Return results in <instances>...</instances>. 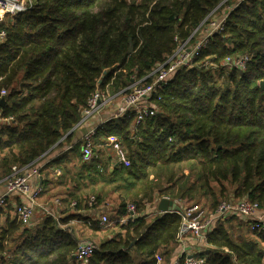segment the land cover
<instances>
[{
    "label": "trees",
    "instance_id": "trees-1",
    "mask_svg": "<svg viewBox=\"0 0 264 264\" xmlns=\"http://www.w3.org/2000/svg\"><path fill=\"white\" fill-rule=\"evenodd\" d=\"M32 1L28 11L5 15L0 22L5 32L0 41V91H6L2 117L11 118L0 124V181L13 166L27 165L70 140L96 91L119 92L138 79L149 83L148 75L223 0ZM245 54L249 60L242 70L222 65ZM216 73L224 74L222 85L213 79ZM151 100L156 115L136 124L134 114L126 113L96 129L94 145L97 139L119 138L129 151V165H114L105 174L94 157L78 165L75 177L59 165L60 175H54L56 169L45 172L39 196L53 198L47 190L56 186L68 190L55 207L59 218L42 214L38 224H22L6 198L0 206V264H82L75 257L81 241L72 221L112 233L87 264H155L158 252L170 260L181 217L177 212L149 215L163 196L185 208L186 202L209 195L215 210L214 186L223 197L227 184L233 198H245L264 211V0L234 6L194 64L177 70ZM181 165L187 169L174 171ZM94 185L99 187L92 189L93 208L106 207L105 188L118 194L111 221L125 215L126 195L136 188L152 202L147 211H138L133 201L138 216L102 228L86 213L90 196L84 193ZM239 222L252 238H233L225 221L217 222L198 253L203 264H264V230Z\"/></svg>",
    "mask_w": 264,
    "mask_h": 264
},
{
    "label": "built area",
    "instance_id": "built-area-1",
    "mask_svg": "<svg viewBox=\"0 0 264 264\" xmlns=\"http://www.w3.org/2000/svg\"><path fill=\"white\" fill-rule=\"evenodd\" d=\"M228 0H223L217 5L205 19L193 30L188 39L183 41L172 55H170L163 63L159 64L148 76L151 81L143 84V79L134 80L125 90L115 92L109 95L108 93L96 91L88 99L86 106L81 112V119L74 129L85 126L86 131L81 136L80 154L84 163H90L95 157L94 154V139L96 129L99 125L109 120L110 118L123 117L126 113H132L135 116V123L138 124L146 117L156 115L158 109L152 103L151 96L153 93L163 90L168 82L172 79L175 72L180 68L191 67L194 64V59L199 55L200 51L205 48L213 35L220 33L223 30L224 23L228 13L240 1L229 6ZM32 0H0V22L5 15H16L28 11L32 7ZM221 8V9H220ZM219 11V12H218ZM5 37V32L0 30V41ZM248 55H242L238 58H226L222 65L229 68L242 70L245 68ZM5 90L0 91V99L4 98ZM114 98H120L114 109L110 112L109 118L101 122H94L96 115H99L103 110L110 107V102ZM11 118L2 117V108L0 106V124L5 121H10ZM115 160L113 164L129 165L124 152L119 145H114ZM46 154L40 156L24 166H13L11 173L1 180L4 186V193L0 195V206L4 205L6 198L13 193L19 194L23 201L16 205V213L18 220L22 224L30 222L33 211L38 205L37 200L40 193L43 191L41 185V170L45 166L47 160H43ZM55 175H60V170H55ZM35 183L31 184V181ZM161 199V198H160ZM154 202V213L149 215L161 214L157 210L159 200ZM55 206L60 204V198L53 200ZM75 202L72 203V205ZM94 196H90L87 205L92 210L98 208ZM41 209L44 214L51 215L55 219L59 218L56 210L52 211L48 205H42ZM55 209V208H54ZM85 213V212H84ZM181 219L177 232V249L171 264H203L205 259L198 255L201 249L207 243V235L212 231L217 222H224L230 217H238L247 224L251 230H264V211L260 210L256 203L247 199L238 200L235 203H220L214 212L207 218L195 215L191 210L182 208L177 212ZM98 225L106 227L112 223H125L128 219H133L139 214L136 212L135 205L127 203L125 215L111 221L109 215L105 212H98ZM74 222V221H72ZM71 222V223H72ZM193 245L197 248L194 251L188 249V246ZM96 246L87 241H81L75 252L76 259L82 264H87L91 258Z\"/></svg>",
    "mask_w": 264,
    "mask_h": 264
},
{
    "label": "rangeland",
    "instance_id": "rangeland-1",
    "mask_svg": "<svg viewBox=\"0 0 264 264\" xmlns=\"http://www.w3.org/2000/svg\"><path fill=\"white\" fill-rule=\"evenodd\" d=\"M234 2L228 3L229 6H231ZM213 79L215 80L217 85L218 84L222 85L224 83V81H225V76H224L223 73H216L214 75ZM226 84H228V83H226ZM103 92L104 93H108L109 95L114 94V93H112V90L109 89V88L108 89L105 88L103 90ZM119 100H120V98H114L109 103L110 107L108 109L110 111H112L114 109L115 105L119 102ZM118 140H119V138H116L115 136L109 137L107 139V141L105 140V141H103V143L100 140L97 139L95 141V145H94V154H100L101 152H103L104 155L109 156L111 159H113V162H114L115 154H114L113 151L115 149L114 145L117 144V145L120 146V148L124 152V155H125V157L127 159L128 155H129V151L125 148V146H123L121 141L119 142ZM110 158H109V160H110ZM184 169H187V166L181 165V166H176L174 171H178L179 172V171L184 170ZM98 187H99V185H97V186L94 185V188H92L90 186L89 188H87L85 190L84 194H87L89 196H93L92 189L96 190V188H98ZM109 187L105 188V191L103 192V196L105 197L104 200L106 201V204H107L108 208L114 209L115 206L118 205V194L113 193V192L110 193ZM226 187H227V189L229 191L225 194V196L222 197V196H218L219 188L214 186L215 195H216V197H218L219 204L223 203V202H226V203H235V202H237L238 199L237 198H233L230 195V191L232 190V186L226 184ZM144 192L145 191L141 189L139 191V193H138V189L136 188V189L132 190L131 192H129V194L126 195L127 198H125L126 199L125 201H127V203H132V204H133V201H134V202H136L138 204V209H137L138 211H143V210L147 211V208H149V206L151 205L152 201H149L151 199V197L142 196V194H144ZM46 197H49V195L48 194L45 195L42 198V200L40 198L41 201H44V204H43V202L37 200L38 205L35 207V209L33 211V216L31 218V221H35V220L39 219L38 217L40 216L41 212L44 214V212L41 209V204L43 206L44 205H48L46 203L51 201V198H46ZM54 197H59V196H54ZM163 197L169 198L167 196H163ZM211 199H212V197L207 195L206 197H200L195 202H186L185 209L191 210L195 215H198V216L203 217V218H207L209 215H211L214 212V210H212L209 207ZM52 211L55 212V209H52ZM239 221H242V220L240 218L234 216V217H231L230 220H228V219H227V221L225 220V223L222 224V225H223V227H225V228H227V229H229L231 231L233 238H238L239 237L238 235H240L242 238H246V239L252 238V236L247 233V230H248L247 227L244 226L243 224H241ZM71 224L73 226L77 227L78 232H79V233H77V236H78V239H80V241H87V242L92 243L95 246H97L103 239L112 236L111 231L106 230L105 228L101 229V230H98V231H93V230L84 229V228L78 226L79 223H77V222H72ZM19 239H20V236L17 235L16 241L13 244H10L9 246L13 248L15 243L17 241H19ZM178 245H176V247ZM172 256L173 255H171V258H172ZM153 257H154L155 264H171L170 263L171 258L169 260L166 256H163L161 254V252L156 253Z\"/></svg>",
    "mask_w": 264,
    "mask_h": 264
},
{
    "label": "crops",
    "instance_id": "crops-1",
    "mask_svg": "<svg viewBox=\"0 0 264 264\" xmlns=\"http://www.w3.org/2000/svg\"><path fill=\"white\" fill-rule=\"evenodd\" d=\"M110 112L111 111L109 109L102 111L99 115H96V117L93 119L94 122H101L103 120H106L107 118H109ZM85 131H86L85 126H81V127L74 129L73 137L70 140L66 141L65 143H62V145H60L59 147L53 148L52 150H50L49 152L46 153L44 159H42V161L47 160V162H46L45 166L43 167V169L41 170V181L45 179L43 175L45 174L46 171H51V169L60 170V168H58V167L55 168L56 165H59L61 167H65L67 170H69V173H67L68 177L70 176V174L73 177H75L74 175H76V174L78 175V167L81 165L83 166V164H84L83 161L81 160V157H80V149H81V136ZM108 138H106L105 140L107 141ZM59 157L61 159L63 158V160L60 163H56V164L52 163V161L56 160ZM95 157H97L99 159L100 165L103 164L105 174L106 173L110 174V172L113 171V167L115 165V164H113V159H111L109 156L104 155L103 152H101L100 154H95ZM109 158H110V160H109ZM60 173H62L61 170H60ZM54 175H55V171H54ZM81 175L84 176L83 172L81 173ZM86 182H88V181H86ZM33 183H35V180L31 181V184H33ZM66 191H68V190L66 188H64V186H56V187H53L52 189L49 188L47 190V192L50 193L51 196H53V195L62 196L63 192H66ZM3 193H4V186H3V183L0 181V195ZM58 193H61V194H58ZM44 196L45 195L42 194L41 196H39L38 200L41 201ZM49 197H46V198H49ZM40 198H41V200H40ZM55 198H59V197H53L50 202L46 203V204H48V207L51 208V210L56 207L55 204L53 203V200ZM7 200L9 201V203L11 204V208L15 212H16V205H18L19 203H21L23 201L22 197L17 193L10 194L7 197ZM41 202H44V201H41ZM97 207L98 208H94L92 210L86 211V213L88 215L94 216V217H98L99 216L98 212H102V211L105 212L106 214H108V213L111 214L110 208H108L107 204H106V207L108 209L104 206L103 207L97 206ZM42 214L43 213L41 212L40 216L38 217L39 219H37L35 221L30 220L29 223H32V224L37 223L38 224L41 221L40 217L42 216ZM82 228L89 230V228H87V226L82 227ZM176 249H177V247H176ZM176 249L174 251V254L176 252ZM188 249L194 251V249H197V248L192 243L190 246H188ZM172 258H173V256H172Z\"/></svg>",
    "mask_w": 264,
    "mask_h": 264
},
{
    "label": "water",
    "instance_id": "water-1",
    "mask_svg": "<svg viewBox=\"0 0 264 264\" xmlns=\"http://www.w3.org/2000/svg\"><path fill=\"white\" fill-rule=\"evenodd\" d=\"M261 85L263 86V82H261ZM4 104L5 99L1 98L0 106L2 107ZM181 209L182 208L178 202L166 197H162L157 204V210L161 213L180 212Z\"/></svg>",
    "mask_w": 264,
    "mask_h": 264
}]
</instances>
